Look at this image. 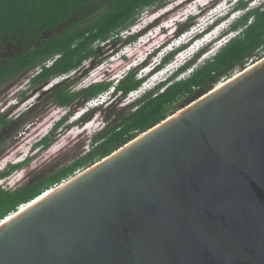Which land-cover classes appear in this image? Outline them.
<instances>
[{
  "label": "water",
  "instance_id": "water-1",
  "mask_svg": "<svg viewBox=\"0 0 264 264\" xmlns=\"http://www.w3.org/2000/svg\"><path fill=\"white\" fill-rule=\"evenodd\" d=\"M0 264H264V57L1 220Z\"/></svg>",
  "mask_w": 264,
  "mask_h": 264
},
{
  "label": "trees",
  "instance_id": "trees-1",
  "mask_svg": "<svg viewBox=\"0 0 264 264\" xmlns=\"http://www.w3.org/2000/svg\"><path fill=\"white\" fill-rule=\"evenodd\" d=\"M169 0H0V46L14 47L13 54L0 61V86L18 78L24 72L40 66L30 79L32 83L47 85L51 79L78 72L83 63L98 55L101 45L118 41L123 31L136 22L146 8L164 6ZM237 9L244 10L229 27L239 31L222 45L214 56L186 72L197 62V56L179 67L173 75L146 90L140 97L124 105L107 118V123L91 138V149L69 164L42 175L31 182L5 188L0 184V221L27 204L46 190L74 176L83 167H89L125 145L139 134L188 105L192 100L208 92L222 77L230 75L237 67L245 68L247 63L264 53V7L249 6L247 0L236 2ZM193 19V16L190 20ZM181 31L187 29L180 24ZM138 37L132 33L124 43ZM180 51L168 52L158 69H162ZM203 52V53H202ZM202 53V54H201ZM51 62V63H50ZM138 70L131 69L115 84L113 80L93 82L79 90L69 89L70 83L62 80L51 90L53 101L60 106H70L74 99L97 98L114 88V93L126 97L140 89L147 79L137 77ZM95 109H88L80 116L87 122ZM29 112H23L15 121V129L25 121ZM114 116L112 119H110ZM64 115L55 124L57 129L65 123ZM12 119L0 111V124L9 127ZM4 139L0 140V145ZM52 136L45 135L35 146L48 147ZM32 158L18 164L9 163L0 170V180L10 176Z\"/></svg>",
  "mask_w": 264,
  "mask_h": 264
},
{
  "label": "rangeland",
  "instance_id": "rangeland-1",
  "mask_svg": "<svg viewBox=\"0 0 264 264\" xmlns=\"http://www.w3.org/2000/svg\"><path fill=\"white\" fill-rule=\"evenodd\" d=\"M238 1L169 0L164 6L146 8L129 30L121 33L118 41L102 44L98 55L87 59L78 72L57 76L44 86L30 80L40 69V66H36L0 86V111L6 114V119L13 120L9 127L0 124V140L4 139L0 145V170H4L9 163L18 164L27 157L32 158L10 176L1 179L0 184L7 189L16 188L71 163L91 149V138L107 123V118L114 110L122 108L173 75L170 74L171 70L173 72L193 60L202 50L208 51L202 52L197 62L179 76L189 74L193 68L214 56L222 45L239 33L232 30L226 33L230 24L244 13V10L236 8ZM247 1L251 8L264 7V0ZM180 24L187 29L181 31ZM204 30L207 34L201 33ZM132 33L138 37L124 43L126 36ZM195 35L197 38L192 42L191 38ZM173 48L180 49L182 53H177L159 73L153 74L152 70ZM262 57L264 53L260 57L250 58L246 67ZM245 68L237 67L230 75L222 77L218 84ZM131 69L138 70L137 77L147 76V79L140 89L130 92L126 97L120 96V92L113 93L115 87H112L97 98L86 100L81 96L74 99L70 106L63 107L53 101L49 90L65 79L72 91L103 80H113L115 84ZM93 108V116L82 123V113ZM29 111L23 124L15 129L17 118ZM64 115L68 116L67 120L55 129L54 124ZM47 134L52 136L51 144L48 147L35 146ZM86 168H81L77 173Z\"/></svg>",
  "mask_w": 264,
  "mask_h": 264
},
{
  "label": "flooded vegetation",
  "instance_id": "flooded-vegetation-1",
  "mask_svg": "<svg viewBox=\"0 0 264 264\" xmlns=\"http://www.w3.org/2000/svg\"><path fill=\"white\" fill-rule=\"evenodd\" d=\"M14 47H11V46H0V61L4 60V58L10 56L11 54H13V50Z\"/></svg>",
  "mask_w": 264,
  "mask_h": 264
},
{
  "label": "clouds",
  "instance_id": "clouds-1",
  "mask_svg": "<svg viewBox=\"0 0 264 264\" xmlns=\"http://www.w3.org/2000/svg\"><path fill=\"white\" fill-rule=\"evenodd\" d=\"M172 50H174V48H173ZM172 50H171V51H172ZM207 51H208V50H207ZM207 51H206L205 53H207ZM179 52H180V51H179ZM179 52H178V53H179ZM198 52H199V51H197L195 54H197ZM184 64H185V63H184ZM184 64H182L181 66H183ZM166 65H167V64H166ZM181 66H179V67H181ZM164 67H165V66H164ZM179 67H178V68H179ZM178 68H177V69H178ZM177 69H176V70H177ZM176 70H175V71H176ZM175 71L172 72V70H171V71H170V74L174 73ZM113 90H114V88H113ZM113 93H114V92H113Z\"/></svg>",
  "mask_w": 264,
  "mask_h": 264
},
{
  "label": "bare ground",
  "instance_id": "bare-ground-1",
  "mask_svg": "<svg viewBox=\"0 0 264 264\" xmlns=\"http://www.w3.org/2000/svg\"><path fill=\"white\" fill-rule=\"evenodd\" d=\"M28 204V203H27ZM27 204H24L21 208H24L25 207V205H27Z\"/></svg>",
  "mask_w": 264,
  "mask_h": 264
}]
</instances>
